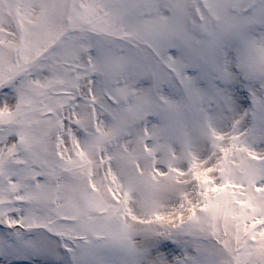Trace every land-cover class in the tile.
Listing matches in <instances>:
<instances>
[{
    "label": "snow or ice",
    "instance_id": "6c2138e0",
    "mask_svg": "<svg viewBox=\"0 0 264 264\" xmlns=\"http://www.w3.org/2000/svg\"><path fill=\"white\" fill-rule=\"evenodd\" d=\"M0 264H264V0H0Z\"/></svg>",
    "mask_w": 264,
    "mask_h": 264
}]
</instances>
